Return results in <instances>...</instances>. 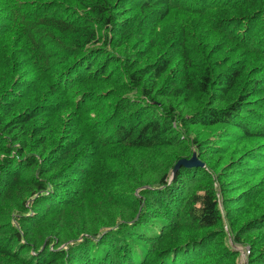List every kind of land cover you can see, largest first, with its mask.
I'll return each mask as SVG.
<instances>
[{"label": "trees", "instance_id": "obj_1", "mask_svg": "<svg viewBox=\"0 0 264 264\" xmlns=\"http://www.w3.org/2000/svg\"><path fill=\"white\" fill-rule=\"evenodd\" d=\"M228 234L264 264V0H0V264H238Z\"/></svg>", "mask_w": 264, "mask_h": 264}, {"label": "rangeland", "instance_id": "obj_2", "mask_svg": "<svg viewBox=\"0 0 264 264\" xmlns=\"http://www.w3.org/2000/svg\"><path fill=\"white\" fill-rule=\"evenodd\" d=\"M236 154H237V153H236ZM193 155L196 157V160H197L198 162L201 163V166H196V167L203 168V169H205V170L207 171L208 168H206V164L203 163V162H201V161H199V160L197 159L196 152H193L191 158L193 157ZM191 158H189V159H185V160H190ZM162 162H163V161H161L160 163H162ZM136 163H137V162H136ZM160 163H159V164H160ZM176 163H177V162H176ZM213 163H214V162H213ZM226 163H228V161H227ZM246 163H247V160H246V159H238V155H236V157H235V165H236V164H239V165H246ZM192 168H193V167H192ZM172 171H173V170H172ZM239 171H243V168H236L234 165H233V166H229V167L227 168V172H228V173H231V172H239ZM245 171L250 172V170H249L248 168H247ZM230 175H232V174H230ZM212 176H213V174H212ZM153 177H154V176H152L150 173H146V175H144L143 180H144V181H147V180L152 181ZM172 178H173V176H172V172H171V179H172ZM213 179H214V186L218 188V182H217V180H216V177L213 176ZM234 179H238L237 181H241L242 183L245 181V179H243V178H241V177H237V176H236V178H232V177H231L229 180H230V181H235ZM236 193H238V192H236ZM236 193H234L233 195H236ZM217 197L219 198V207H220V210H221V212H222V203H221V202H222V199H221L220 193H217ZM257 206H259V205H257ZM224 231L227 232V233H229V229H228V226H227V225L224 226ZM227 242H228V244L231 246V249H232L233 251L239 253L238 264H248V263H247V258H248L249 253H250V252H249V248L246 247V246L244 247V246H240V245H235L234 242H233V240H232V238L229 236V234H228Z\"/></svg>", "mask_w": 264, "mask_h": 264}, {"label": "water", "instance_id": "obj_3", "mask_svg": "<svg viewBox=\"0 0 264 264\" xmlns=\"http://www.w3.org/2000/svg\"><path fill=\"white\" fill-rule=\"evenodd\" d=\"M196 166H201V163L196 160V157L194 155L190 160L181 159L175 164L172 171V176H174L175 172L181 167L192 168Z\"/></svg>", "mask_w": 264, "mask_h": 264}]
</instances>
